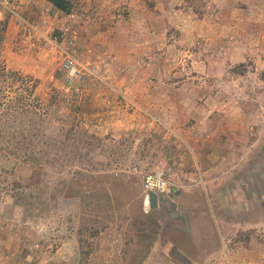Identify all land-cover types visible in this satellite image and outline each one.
<instances>
[{
  "label": "rangeland",
  "instance_id": "obj_1",
  "mask_svg": "<svg viewBox=\"0 0 264 264\" xmlns=\"http://www.w3.org/2000/svg\"><path fill=\"white\" fill-rule=\"evenodd\" d=\"M16 2L14 11L0 7L20 24L15 46L4 43L1 58L38 80L30 100L47 113L38 128L50 136L42 139L48 153L37 154L42 169L0 143V240L12 237L0 264H264L262 0H238L236 32L217 40L202 28L232 19L215 0H71L57 26L50 22L55 6L29 19ZM128 2L138 4V18L126 23ZM105 19L118 34L113 47L128 50L106 49L91 32V46L78 48L87 20ZM68 54L83 68L71 83ZM204 107L238 120L249 145V156L212 188L185 144ZM1 125L35 124L20 117ZM155 169L175 187L152 209L144 177ZM19 190L32 194L24 199ZM206 249L219 258L200 257Z\"/></svg>",
  "mask_w": 264,
  "mask_h": 264
},
{
  "label": "crops",
  "instance_id": "obj_2",
  "mask_svg": "<svg viewBox=\"0 0 264 264\" xmlns=\"http://www.w3.org/2000/svg\"><path fill=\"white\" fill-rule=\"evenodd\" d=\"M15 1H17L16 4H17V8H19V11L24 12L29 19L37 18V17L40 18V15L43 13L45 6H54V4L50 0H15ZM237 2L238 0H215V3L220 5L219 10L221 12L229 11V13H231L232 20L230 19L228 20L227 18L226 19L227 21L225 22L221 21V24L216 22L215 25L209 26V28L204 27L201 30L202 34L215 35L216 37L215 40L219 39L218 38L219 35L220 37H222L223 35L224 36L228 35V33L234 34L236 32V26L233 25V21L237 19L236 16L240 10V8L237 9L236 7ZM262 2H263L262 12L264 18V0H262ZM128 3H129V12H130L128 14V18L125 16L124 18H122L123 20L126 21V23L129 22V20L138 18V4L133 2H128ZM55 11L56 12L55 14H53L54 16H52V19L50 18V22L51 24L57 26L59 23H61V20L57 18V15L62 13V10L57 8ZM118 16L120 17V15ZM86 17H89V15H87ZM4 19H7V28L4 35L3 45L4 43L6 44V42L9 43L12 42L14 47L19 37L18 33L20 31L19 29L20 24L17 23L16 21L17 18H15L13 15L8 17L4 15V12L2 10H0V20H4ZM103 21L104 22L102 23L99 24L94 23L93 25V22L87 20V26L89 27H87L86 31L82 33L81 36L84 37H81L80 41L78 42V48L82 47L81 49H83V48H89L91 46L90 44L86 43L88 38L85 39V34L91 32L92 33L91 39L102 38L104 40L103 41L104 47L106 43V47H107L106 49L118 50L115 49L112 45V41L113 40L116 41V36L118 35L117 33H115L113 26H111L113 22L112 19H105ZM121 21L122 20L119 19L118 22H116L117 25H119ZM45 32L47 31L44 30L37 31V33H40L37 35L39 37L40 35H43L45 37L47 36ZM220 40H224V39L220 38ZM124 46H125L124 43L118 42V47L120 48V50L118 51H124L123 48L128 50V47H124ZM8 55L11 56V52H8ZM13 65H16V63H14ZM157 94L159 93L157 92ZM167 97L170 98L172 96L167 95L166 98ZM168 106L169 105H167L166 107ZM167 109L169 111V108ZM223 111L224 110L218 111L216 110V108L204 107L203 111H201V113L204 112L203 117H201L200 120H198V122L194 126L189 127V129L187 130L188 132L186 131L187 133H185L186 146L188 145L189 147L195 149V155L194 156L192 155V157L193 159H196L195 162L199 166L198 172L200 173L201 181L205 186H208L210 188H212L215 185V179H218V182L221 183L222 179H227L229 175L231 176L232 171L234 169L236 170L239 167V164L242 163L241 162L242 159L249 156V151H248L249 145L245 138L246 136H245L244 126L240 128L238 120L236 122L234 120H231V118H226ZM199 122L200 123L205 122V124H202L199 126V128H197V126L200 124ZM196 130H198L200 134L196 133ZM190 133H192L193 135H190ZM241 151L242 152L245 151V153H242L241 155L240 154ZM246 153L247 156H245ZM229 165H230V172H229L230 174L228 175V173L225 174V170ZM186 195H189V193H187ZM172 203L177 204L176 207L178 208L179 211L181 210L179 201L172 200ZM181 216L182 214H180L178 218H181ZM187 218H189L188 215ZM10 238L12 237H9V240L6 239L0 240L1 243L0 249L4 250V252L6 253H9L10 251L7 248L10 246L8 242L10 241ZM203 241L204 243L207 242V240H203ZM1 246H3V248ZM191 249L192 248L189 247L187 256L192 259L195 258L196 251H193V249L192 250ZM205 252L206 255L204 254L201 255L200 257L219 258L220 255L219 251L216 249H213V251L208 250Z\"/></svg>",
  "mask_w": 264,
  "mask_h": 264
},
{
  "label": "trees",
  "instance_id": "obj_3",
  "mask_svg": "<svg viewBox=\"0 0 264 264\" xmlns=\"http://www.w3.org/2000/svg\"><path fill=\"white\" fill-rule=\"evenodd\" d=\"M58 9L68 12L72 3L70 0H50ZM7 28V19L0 20V143L8 142L10 153L16 156L22 162L32 161L38 169L43 168V164L38 160L37 154L46 155L47 150L42 146V139L50 135L44 129L38 128L41 124L38 118H44L46 115L39 106L33 103L30 98L34 97L38 87V80L32 75L23 74L22 72L10 68L1 58V48L4 41V35ZM14 93L13 96H10ZM27 99V100H26ZM27 119L35 125L29 128L5 129L1 122L13 121L18 118ZM40 155V157H41ZM26 194L19 190L18 194ZM32 194V193H31ZM31 194H28L31 196ZM21 212V211H20ZM22 214L25 213L21 212ZM20 214V215H22Z\"/></svg>",
  "mask_w": 264,
  "mask_h": 264
},
{
  "label": "built area",
  "instance_id": "obj_4",
  "mask_svg": "<svg viewBox=\"0 0 264 264\" xmlns=\"http://www.w3.org/2000/svg\"><path fill=\"white\" fill-rule=\"evenodd\" d=\"M0 7H6L10 11H14V0H0ZM63 67L66 70L65 79L71 83L75 79L83 77V68L73 55L68 54L64 60ZM175 184L171 181L168 173L163 169H155L144 177V188L146 192V202L148 200V192L154 191L158 196L170 197L174 191ZM150 205V203H149Z\"/></svg>",
  "mask_w": 264,
  "mask_h": 264
},
{
  "label": "water",
  "instance_id": "obj_5",
  "mask_svg": "<svg viewBox=\"0 0 264 264\" xmlns=\"http://www.w3.org/2000/svg\"><path fill=\"white\" fill-rule=\"evenodd\" d=\"M148 200L150 203V208L154 209L156 207H158L160 205V202H166L168 200V198L164 197V196H158L156 192L154 191H149L148 192ZM176 206L177 204H173V213L175 216H179L180 212L178 210H176ZM182 220L185 221V217L181 216Z\"/></svg>",
  "mask_w": 264,
  "mask_h": 264
}]
</instances>
